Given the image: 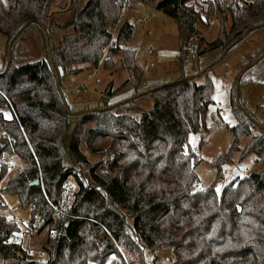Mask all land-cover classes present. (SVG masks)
Returning <instances> with one entry per match:
<instances>
[{
    "label": "trees",
    "instance_id": "1",
    "mask_svg": "<svg viewBox=\"0 0 264 264\" xmlns=\"http://www.w3.org/2000/svg\"><path fill=\"white\" fill-rule=\"evenodd\" d=\"M77 1L71 2L75 11L70 20L54 24V0H0L6 48L0 66V127L5 133L0 137V264H38L30 243L22 239L43 231L46 264H114L111 257L120 259L118 247L134 254L136 264H145L144 249L171 251L174 264H264V124L243 105L232 109V141L216 159V180L198 189V152L187 138L208 131L213 84L207 70L151 89L144 95L154 105L139 118L119 112L125 104L75 111L64 98L62 80L80 71L77 65L102 62L110 67L118 56L120 68H132L134 74L139 69L134 50L123 46L132 25L124 22L112 35L123 9L120 3L87 0L77 11ZM152 3L178 27L180 63L213 48L226 55L264 28V0ZM213 17L221 21L208 42L197 23L209 25ZM228 18L226 28L222 21ZM34 27L44 38V55L25 61L28 56L12 48ZM61 29L69 31L60 34ZM263 58L264 46L238 73L235 91ZM106 91V98L115 92ZM5 107L9 117L2 112ZM242 137L249 139L240 146ZM88 151L97 157L90 159ZM237 153L238 159L256 154L263 168L232 180L218 193L221 165ZM5 154L16 155L22 166L1 184L9 170ZM40 177L42 184L30 185ZM70 178L73 190H67ZM5 192L30 209L23 232L1 213ZM63 199L69 215L56 218L51 204Z\"/></svg>",
    "mask_w": 264,
    "mask_h": 264
},
{
    "label": "rangeland",
    "instance_id": "2",
    "mask_svg": "<svg viewBox=\"0 0 264 264\" xmlns=\"http://www.w3.org/2000/svg\"><path fill=\"white\" fill-rule=\"evenodd\" d=\"M72 1L54 0L50 8V19H55L54 24H64L66 20H70L75 11L71 8ZM86 2L87 0H78L76 10L83 9ZM220 21L219 17H213L209 25L197 23L198 30L206 41H212L216 37ZM124 22L132 25L130 35L123 46L134 50V64L139 68L135 70L136 74L133 73L132 68H120L118 56L113 57L114 63L110 67H104L102 62L96 67H90L87 64L77 65L81 66L80 71L76 73L73 71L69 77L63 76L64 98L68 105L77 112L82 111L86 106L100 108L104 105L125 104L119 107V112L139 118L141 112L149 110L154 105L151 98L144 95L151 89L185 77L195 76L202 70H207L206 73L213 84L211 102L208 105L205 119L208 131L202 134L192 133L187 138L188 143L198 152L194 165L198 183L196 187L205 189L216 180L218 172L216 159L220 153L228 149L232 141L229 127L236 123L232 109L235 110L237 105L240 107L243 105L257 121L264 124V58L256 61L250 71L243 75L238 92L235 91L238 73L244 64L250 59L253 60V56L264 46V28L250 34L226 55L222 54L220 48H213L199 57L190 55L189 59L180 63L177 59L180 43L178 27L171 17L156 9L152 0L130 1L122 9L118 22L115 23L116 26L111 29L113 37ZM222 22L224 27H229V18ZM68 31L61 29L60 34ZM43 39L39 28L34 27L12 48V51H20L19 56H28L24 59L25 61L39 60L44 55ZM107 51L106 48L103 56L107 55ZM5 53V35L0 33V66L5 60ZM203 81V76L197 80L198 83ZM108 88L115 92L106 98ZM129 100L132 101L126 104ZM2 112L5 116H10L7 107L2 109ZM2 131L4 130L0 127V134ZM242 138L240 146H243L249 139ZM86 153L90 159L97 157V154L93 155L92 152ZM4 156L9 170L1 184H4L7 178L14 175L22 166L21 160L16 155L5 154ZM238 157L239 153L230 162L221 165V176L215 186L218 193L232 180L263 168L256 154H249L242 159ZM73 180L70 178L67 190L75 189ZM2 199L6 208L1 213L11 218L23 232L30 218V209L21 207L16 196L11 193H2ZM22 240L24 244L30 243L33 248L30 250L32 259L38 264H46L47 255L42 248L47 241L45 231L30 236L24 234ZM120 248L125 254L127 253L132 264H136L138 259L135 255ZM165 254L168 253L162 250L144 249V263L165 264ZM111 258L114 264H120L117 256Z\"/></svg>",
    "mask_w": 264,
    "mask_h": 264
},
{
    "label": "built area",
    "instance_id": "3",
    "mask_svg": "<svg viewBox=\"0 0 264 264\" xmlns=\"http://www.w3.org/2000/svg\"><path fill=\"white\" fill-rule=\"evenodd\" d=\"M117 1L120 3V5L123 8L126 7L129 4V2H130V0H117ZM105 50H106V48H104L103 52H105ZM83 91H85V90H83ZM4 135H5V133L3 131V132H1L0 137H2ZM18 170L19 169H17V171ZM38 180H39L40 184H42V178L40 177V179H38ZM67 203H68L67 200L63 199L57 205L51 204L53 209H54V211H55L54 212V216L56 218H58L60 215H69V214H67L64 211V208L66 207ZM21 237H22V235H19V236H17V239H21ZM118 249H119V252H120V259H119L120 264H132V261H131L130 257L126 255L127 253L125 254L123 252V250H121L120 247H118ZM167 253L168 254H167V257L165 259V264H174V261H175L174 254L171 251H167Z\"/></svg>",
    "mask_w": 264,
    "mask_h": 264
},
{
    "label": "water",
    "instance_id": "4",
    "mask_svg": "<svg viewBox=\"0 0 264 264\" xmlns=\"http://www.w3.org/2000/svg\"><path fill=\"white\" fill-rule=\"evenodd\" d=\"M236 42H238V40L234 41V42L232 43V45H234ZM38 184H40V182H39L38 179H36V180H34L30 185H38Z\"/></svg>",
    "mask_w": 264,
    "mask_h": 264
},
{
    "label": "crops",
    "instance_id": "5",
    "mask_svg": "<svg viewBox=\"0 0 264 264\" xmlns=\"http://www.w3.org/2000/svg\"><path fill=\"white\" fill-rule=\"evenodd\" d=\"M165 252H167V251H165ZM166 257H167V254H165L164 260L166 259Z\"/></svg>",
    "mask_w": 264,
    "mask_h": 264
}]
</instances>
